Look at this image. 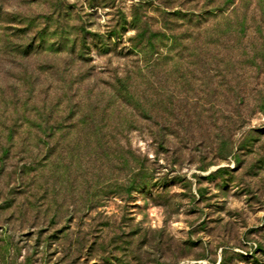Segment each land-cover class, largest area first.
Returning a JSON list of instances; mask_svg holds the SVG:
<instances>
[{"label": "rangeland", "instance_id": "obj_1", "mask_svg": "<svg viewBox=\"0 0 264 264\" xmlns=\"http://www.w3.org/2000/svg\"><path fill=\"white\" fill-rule=\"evenodd\" d=\"M145 29L168 34L157 66L132 47ZM126 75L160 117L113 92ZM55 104L107 123L59 143L12 127ZM2 162L0 264H264V0H0Z\"/></svg>", "mask_w": 264, "mask_h": 264}, {"label": "trees", "instance_id": "obj_2", "mask_svg": "<svg viewBox=\"0 0 264 264\" xmlns=\"http://www.w3.org/2000/svg\"><path fill=\"white\" fill-rule=\"evenodd\" d=\"M232 2V1H231ZM233 3V2H232ZM172 30V29H170ZM150 31L148 29L145 30H138L135 38H134V45L132 46L133 49L135 50L136 53L138 54H142L144 55V58H146L148 55L154 57L156 56V59L154 60L153 64L150 67L153 66H157V61L159 59H157L159 56H157V54L159 55V53L156 51V42L155 39L158 38L161 42H163L167 37L168 34L166 32H160V33H152L150 35H148ZM170 36V35H169ZM170 38L174 41L173 44H178L181 42V38L179 37V35H174L172 34L170 36ZM165 60L167 58H164ZM150 62V61H147ZM196 71V70H195ZM214 73V72H213ZM213 73H211V69L210 68H203V76L202 78H208V79H212L213 78ZM91 84H88L87 88L90 86ZM132 83H131V76H124V78L118 77L116 79V82L112 83L113 86V92H116L117 95L123 96L125 98V100H136L137 103L139 104L140 108H142V111L146 112L147 114H150L151 118L152 116H158L156 107L158 106V102H162V100H158V98H146L145 101L147 102L146 104L144 103L143 105H141V97L137 94V90H135L134 87H132ZM203 85H209L208 83H204ZM87 90V89H86ZM177 98V96H175ZM185 102H188L187 99L184 100ZM128 102V101H127ZM58 104V103H57ZM55 104L53 105L52 108H50L49 110H43L41 108H35V111L32 115H19L17 118H14V123H12V127H16L19 124H23L22 119L25 118L26 122L28 123H32V124H37L38 127H43L45 126L46 129H48L50 132L46 134L45 136V140L48 139L47 143H51L50 141L54 142V143H59L62 141H65L67 139H65L66 134H70L72 132V130H81L83 131L85 130H89L91 127H102L105 126V124L107 123V121L105 120V111L101 113V117L95 116V114L93 113L94 110H90L88 112V110H85V106L84 108H82L81 110L79 109L78 111L74 112L73 110L68 111L67 113H64L63 111H60L58 105ZM171 106L174 105V101L170 100L169 103ZM122 104H119L118 106L120 107ZM81 108V105H79ZM144 106V107H143ZM145 106H147L145 108ZM212 107L208 108L211 110V108H214V104L211 105ZM77 107V106H75ZM145 108V109H143ZM175 106L172 109V107L170 108V110H175ZM78 109V108H77ZM87 109V107H86ZM92 109V108H91ZM207 109V110H208ZM148 112V113H147ZM153 114V115H151ZM162 119H167L168 117H162ZM164 122L162 121L161 124H163ZM163 126H165L163 124ZM11 127V128H12ZM13 127V128H14ZM166 129H161V134H165ZM8 139L12 140L13 139V130H9V134H8ZM44 139V138H43ZM64 139V140H63ZM222 150H224V155L223 158H227L231 155H233V149L231 150L230 148L228 149V147L226 146H222L221 147ZM9 149L8 148H4V152L3 155L4 157H7L9 155ZM48 160V156H46V159L44 161L45 165L47 166V162ZM5 170V164L4 162L1 163L0 165V174ZM139 171H133L132 176L130 178V183L129 186L127 187V194H131L133 192V190L135 188H137L139 186L138 183V178L140 179L144 172L145 169L144 168H140L138 169ZM32 171H37V168L35 167H29L26 170H23L20 175L19 178L21 180L20 183H22V185L20 184V190L18 191V193L21 192H25V190L23 191V189L29 188V186L31 184H35L34 181L35 179H31L30 181L27 182V179L25 181V175L31 173ZM36 176V175H34ZM33 178V177H32ZM56 184L53 185V188H51V199L49 200L47 197L50 195L49 194V189L50 187H46L44 186L43 189V193L40 195L37 192L35 194H31V196L36 197L37 200L35 203L32 204H36L37 202L41 201V200H49V203H52V200L54 201V196H56V194H58V192L62 189V181H60V179L56 178ZM47 184V183H46ZM59 184V185H58ZM59 186V187H58ZM23 194V193H21ZM17 197H11L8 201H6V203L8 205H11V203L16 202ZM27 202H30V200L28 198L25 197L24 200H21L19 202V206L20 207H25L28 205ZM31 203V202H30ZM50 207V205H49Z\"/></svg>", "mask_w": 264, "mask_h": 264}]
</instances>
